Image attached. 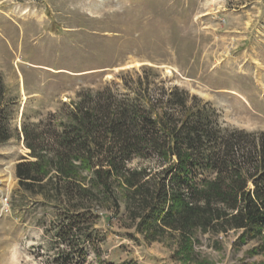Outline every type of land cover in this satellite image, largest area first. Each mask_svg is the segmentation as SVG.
<instances>
[{"label": "rangeland", "instance_id": "1", "mask_svg": "<svg viewBox=\"0 0 264 264\" xmlns=\"http://www.w3.org/2000/svg\"><path fill=\"white\" fill-rule=\"evenodd\" d=\"M0 77L16 130L0 145V264H53L58 210L20 191L14 175L29 158L22 125L108 85L142 93L176 87L213 107L222 126L264 132V0H0ZM127 167L158 165L135 157ZM115 190L123 198L122 186ZM111 212L99 209V252L87 249L85 264L264 261L252 253L257 243L235 231L194 233L186 258L178 237L128 239Z\"/></svg>", "mask_w": 264, "mask_h": 264}, {"label": "trees", "instance_id": "2", "mask_svg": "<svg viewBox=\"0 0 264 264\" xmlns=\"http://www.w3.org/2000/svg\"><path fill=\"white\" fill-rule=\"evenodd\" d=\"M12 105L0 77V145L16 131ZM21 131L29 158L15 165L18 188L61 219L53 264H85L87 249L99 252L94 226L103 207L124 221L128 239L178 237L186 258L194 233L229 231L255 241L252 253L264 258V132L222 126L213 107L186 91L107 85ZM135 157L158 167L128 168Z\"/></svg>", "mask_w": 264, "mask_h": 264}]
</instances>
